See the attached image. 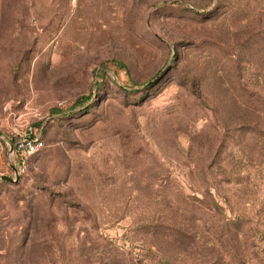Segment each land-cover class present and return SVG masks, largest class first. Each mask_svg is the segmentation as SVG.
Wrapping results in <instances>:
<instances>
[{
	"label": "rangeland",
	"instance_id": "1",
	"mask_svg": "<svg viewBox=\"0 0 264 264\" xmlns=\"http://www.w3.org/2000/svg\"><path fill=\"white\" fill-rule=\"evenodd\" d=\"M0 174V264H264V0H0Z\"/></svg>",
	"mask_w": 264,
	"mask_h": 264
},
{
	"label": "built area",
	"instance_id": "2",
	"mask_svg": "<svg viewBox=\"0 0 264 264\" xmlns=\"http://www.w3.org/2000/svg\"><path fill=\"white\" fill-rule=\"evenodd\" d=\"M8 145L9 165L17 176L25 171L29 156L42 146L41 126H27Z\"/></svg>",
	"mask_w": 264,
	"mask_h": 264
},
{
	"label": "water",
	"instance_id": "3",
	"mask_svg": "<svg viewBox=\"0 0 264 264\" xmlns=\"http://www.w3.org/2000/svg\"><path fill=\"white\" fill-rule=\"evenodd\" d=\"M0 178L8 180V181H14L15 178H12L8 175L0 174Z\"/></svg>",
	"mask_w": 264,
	"mask_h": 264
}]
</instances>
